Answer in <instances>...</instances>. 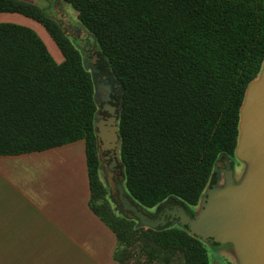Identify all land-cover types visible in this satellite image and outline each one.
<instances>
[{
	"label": "trees",
	"instance_id": "1",
	"mask_svg": "<svg viewBox=\"0 0 264 264\" xmlns=\"http://www.w3.org/2000/svg\"><path fill=\"white\" fill-rule=\"evenodd\" d=\"M60 1L94 39L96 69L120 84L127 195L142 209L168 198L196 206L215 167L235 157L245 90L264 62V0ZM0 12L40 23L62 54L30 26L0 22V154L83 140L89 206L114 234L118 264H210L185 227L143 226L117 208L101 173L95 81L62 19L30 0H0Z\"/></svg>",
	"mask_w": 264,
	"mask_h": 264
},
{
	"label": "crops",
	"instance_id": "2",
	"mask_svg": "<svg viewBox=\"0 0 264 264\" xmlns=\"http://www.w3.org/2000/svg\"><path fill=\"white\" fill-rule=\"evenodd\" d=\"M89 198L81 139L0 154V264H118L114 234Z\"/></svg>",
	"mask_w": 264,
	"mask_h": 264
},
{
	"label": "water",
	"instance_id": "3",
	"mask_svg": "<svg viewBox=\"0 0 264 264\" xmlns=\"http://www.w3.org/2000/svg\"><path fill=\"white\" fill-rule=\"evenodd\" d=\"M97 114L98 108L94 114V128L100 141L99 150L112 152L109 167L112 169L118 162L121 165L118 114L111 121H104L105 125L97 122ZM235 157L246 164L238 183L233 179V167H224L222 184L208 185L190 213L186 208L192 206L175 205L168 210L169 221L185 227L201 241L230 243L238 264H264V62L259 75L245 90ZM219 176L220 168L216 166L215 177ZM114 181L122 209L132 213L139 224L152 228L165 224L163 217L161 221L151 218L148 208L142 209L130 199L117 175Z\"/></svg>",
	"mask_w": 264,
	"mask_h": 264
},
{
	"label": "rangeland",
	"instance_id": "4",
	"mask_svg": "<svg viewBox=\"0 0 264 264\" xmlns=\"http://www.w3.org/2000/svg\"><path fill=\"white\" fill-rule=\"evenodd\" d=\"M33 1L40 6L44 7L47 12L55 15L56 17H60L68 33L74 37V41H76L80 48L82 49L83 56L85 59V63L88 69L91 71L94 81H95V92L97 102H101V99L105 97L106 88L103 86L102 75H99L96 70V64L98 63V55H97V46L94 42V39L91 40V35H89L85 29L81 26L76 17V11L72 8L71 5L66 2L60 0H30ZM9 17L2 20L4 22H15L23 25L30 26L33 28L39 36L43 39L49 51L53 55V57L60 61L62 59V54L59 48L56 46L54 41L50 38L44 27L38 23L37 21L28 18L19 13H9ZM15 15V16H12ZM106 68V67H105ZM106 71L113 75L107 68ZM114 77V76H113ZM101 79V80H100ZM115 79V78H114ZM100 143V141H99ZM120 158V157H119ZM238 160V159H237ZM228 159H222L219 164L226 162ZM236 164H240L239 161H236ZM246 164L242 163V166L236 167V171L233 174V179L235 183H238L239 180L243 177V172L245 171ZM102 178L110 188V196L116 204L117 208L122 210L120 205L117 202V189L115 185V181L113 179V173L106 164H102L101 167ZM121 171L119 172L118 178L120 177ZM223 179H220L218 184H222ZM207 250L210 257V264H238L235 251L230 243L226 244H216L209 243L207 241H202Z\"/></svg>",
	"mask_w": 264,
	"mask_h": 264
},
{
	"label": "flooded vegetation",
	"instance_id": "5",
	"mask_svg": "<svg viewBox=\"0 0 264 264\" xmlns=\"http://www.w3.org/2000/svg\"><path fill=\"white\" fill-rule=\"evenodd\" d=\"M97 73L99 75H102V80L101 82H103V86L106 88V94L105 97H103L101 99V102H97L98 105V114L96 117V120L99 124L105 125L104 121L108 122L111 121L115 116H117V114H119V110H120V105H121V87L120 84L118 83V81L116 79H114L113 75L109 74L105 68H98L96 69ZM104 123V124H103ZM106 125H110V124H106ZM100 144V143H99ZM100 157H101V161L102 164H106L107 167L109 168L111 166V161H112V152H110V150H100ZM237 160L236 157L232 158V159H228L227 163L223 162L221 164H218V167L220 168V176L217 179L215 176L214 178L211 180V182L209 183V185L211 183H214L216 185H220L218 184L220 179H224V171L223 168L226 166L231 165L234 169V173L236 171V167L238 166H242V162H240V164H236ZM109 170L112 171L113 173V179L114 176H118L119 172L121 171V165L120 163H116L112 169L109 168ZM118 205L121 204L117 199ZM180 204L179 202H177L174 199H167L166 201L153 206L151 208H148V215L153 218V219H157L158 221H161V217L164 218L165 220V224L163 226L166 225H170L172 224L171 221H169V217H168V210L172 209L175 205ZM186 208V207H185ZM195 208V206H192L191 209L186 208L187 212L190 213L191 210H193ZM122 209V207H121ZM123 210V209H122Z\"/></svg>",
	"mask_w": 264,
	"mask_h": 264
}]
</instances>
